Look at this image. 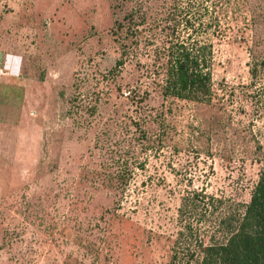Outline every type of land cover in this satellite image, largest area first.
Segmentation results:
<instances>
[{"label": "rangeland", "instance_id": "1", "mask_svg": "<svg viewBox=\"0 0 264 264\" xmlns=\"http://www.w3.org/2000/svg\"><path fill=\"white\" fill-rule=\"evenodd\" d=\"M182 39L209 101L164 93ZM251 54L264 0H0V264H203L264 169V97L224 87Z\"/></svg>", "mask_w": 264, "mask_h": 264}, {"label": "trees", "instance_id": "2", "mask_svg": "<svg viewBox=\"0 0 264 264\" xmlns=\"http://www.w3.org/2000/svg\"><path fill=\"white\" fill-rule=\"evenodd\" d=\"M207 48V45L190 43L184 39L168 48L163 86L165 94L197 101H209L212 98ZM247 65L249 81L237 85L224 83L225 93L235 95L239 88L258 105L264 97V56L251 54ZM256 113H259L258 109ZM218 200L194 192L187 198L183 212L201 222L207 212L213 214L212 210L218 209V205L213 204ZM210 205L213 206L211 210ZM243 207V211L235 207L222 213V218L217 222V231L220 230L223 236L204 247L206 255L203 264H264V169L260 171L251 190L249 202ZM185 227L192 228L190 221Z\"/></svg>", "mask_w": 264, "mask_h": 264}]
</instances>
